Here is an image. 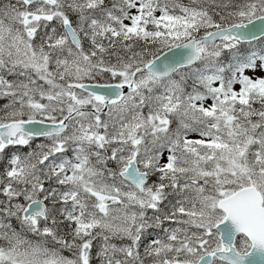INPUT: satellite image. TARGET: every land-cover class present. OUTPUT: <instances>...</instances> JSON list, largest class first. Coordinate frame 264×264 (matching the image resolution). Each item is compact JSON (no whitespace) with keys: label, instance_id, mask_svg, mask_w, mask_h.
I'll list each match as a JSON object with an SVG mask.
<instances>
[{"label":"snow or ice","instance_id":"6c2138e0","mask_svg":"<svg viewBox=\"0 0 264 264\" xmlns=\"http://www.w3.org/2000/svg\"><path fill=\"white\" fill-rule=\"evenodd\" d=\"M0 264H264V0H0Z\"/></svg>","mask_w":264,"mask_h":264}]
</instances>
